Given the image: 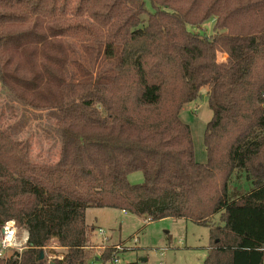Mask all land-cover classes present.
Segmentation results:
<instances>
[{
	"label": "trees",
	"instance_id": "16d2710c",
	"mask_svg": "<svg viewBox=\"0 0 264 264\" xmlns=\"http://www.w3.org/2000/svg\"><path fill=\"white\" fill-rule=\"evenodd\" d=\"M209 20L210 36L191 31ZM0 89L60 146L34 163L0 128V231L27 236L0 264H46L53 239L52 264H85V213L105 208L209 227L205 264H264V0H0ZM201 89L203 164L179 118Z\"/></svg>",
	"mask_w": 264,
	"mask_h": 264
},
{
	"label": "rangeland",
	"instance_id": "374dc122",
	"mask_svg": "<svg viewBox=\"0 0 264 264\" xmlns=\"http://www.w3.org/2000/svg\"><path fill=\"white\" fill-rule=\"evenodd\" d=\"M145 7L148 12L152 11L147 1ZM212 27L213 20H209L200 27H192L191 31L210 36ZM217 59L219 62H226L227 56L219 54ZM9 105L0 89V128L4 131L8 129V139L19 145L13 147V150L24 152L34 163H56L60 146L58 140L52 144V139L45 133L49 123V119L44 117L45 114L42 120L34 119L31 113L22 118L23 113L18 108L15 116L11 117ZM13 107L17 108L16 105ZM211 117L206 89H201L199 98L184 105L179 113L180 120L189 126L194 158L199 164L206 162L203 139ZM242 176L237 178L234 175L232 184L249 187L244 174ZM127 181L130 185H140L143 183V175L133 172L128 175ZM219 217L217 214L211 218L212 228L221 225ZM85 222L91 229L86 249L89 259L85 264H205L208 256L210 228L183 219L150 222L142 217L105 208L88 209ZM16 228L18 247L7 251L3 260L13 257L14 254L20 256L27 249V243L24 242L26 232L17 226ZM98 230L102 233H98ZM112 247L116 251L114 258L104 262V253ZM42 252L46 264L62 261L66 253L56 240H51Z\"/></svg>",
	"mask_w": 264,
	"mask_h": 264
},
{
	"label": "built area",
	"instance_id": "2783aa9c",
	"mask_svg": "<svg viewBox=\"0 0 264 264\" xmlns=\"http://www.w3.org/2000/svg\"><path fill=\"white\" fill-rule=\"evenodd\" d=\"M123 213L126 214L125 212ZM98 233H102V231L98 230ZM26 241L27 236L24 238L25 243ZM17 247V228L15 223L10 221L5 223L0 231V259L4 258V255L7 251Z\"/></svg>",
	"mask_w": 264,
	"mask_h": 264
},
{
	"label": "water",
	"instance_id": "95a60500",
	"mask_svg": "<svg viewBox=\"0 0 264 264\" xmlns=\"http://www.w3.org/2000/svg\"><path fill=\"white\" fill-rule=\"evenodd\" d=\"M39 255H40V258H39V259H40V260L43 259V252H42V251L40 252Z\"/></svg>",
	"mask_w": 264,
	"mask_h": 264
},
{
	"label": "crops",
	"instance_id": "0c3cea01",
	"mask_svg": "<svg viewBox=\"0 0 264 264\" xmlns=\"http://www.w3.org/2000/svg\"><path fill=\"white\" fill-rule=\"evenodd\" d=\"M53 240H55V239H53Z\"/></svg>",
	"mask_w": 264,
	"mask_h": 264
}]
</instances>
